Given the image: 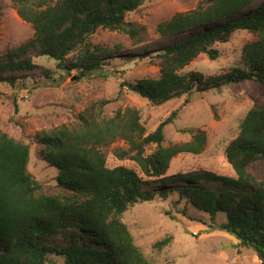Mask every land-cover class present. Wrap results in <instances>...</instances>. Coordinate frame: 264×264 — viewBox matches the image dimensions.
Instances as JSON below:
<instances>
[{
  "label": "trees",
  "instance_id": "obj_1",
  "mask_svg": "<svg viewBox=\"0 0 264 264\" xmlns=\"http://www.w3.org/2000/svg\"><path fill=\"white\" fill-rule=\"evenodd\" d=\"M12 1L18 15L32 25L36 38L0 56V74L33 69L34 50L38 56H49L60 66L77 70L81 78L101 74L100 57L88 55L90 37L100 28L135 37L137 30L129 14L144 0H57L53 4L40 0L39 7L32 0ZM204 1L210 3L179 12L162 24L161 31L176 40L158 44L160 76L125 81L122 87L158 106L194 90L218 89L248 78L264 82V0L253 10L247 8L254 0ZM238 30L258 36L243 49L244 66L210 76L180 71L202 53L216 60L219 51L212 46L228 41ZM78 50L87 54L69 60V54ZM18 108L15 101V111ZM177 113L172 112L151 133L141 122V112L133 107L120 109L108 119H85L80 130L38 133L44 160L58 170L57 181L68 194H46L28 170L30 146L0 130V264H47L52 254L61 255L64 264H150L122 216L141 200L153 199L156 192L144 189L148 181L136 170L107 165L101 146L116 139L129 145L117 150L120 159L133 160L149 181L160 183V195L177 193L211 217L210 228L226 231L254 248L264 264V181L249 171L253 162L264 158V107L247 112L238 136L225 149L234 177L210 171L167 175L175 156L200 153L207 141L206 134L199 132L191 141L164 146L166 126ZM152 145L155 149L148 152ZM199 177L221 188L193 184ZM183 182L189 184L181 188ZM218 216L224 217L221 224L215 222ZM58 237L64 244L54 242ZM171 240L169 235L156 247Z\"/></svg>",
  "mask_w": 264,
  "mask_h": 264
},
{
  "label": "rangeland",
  "instance_id": "obj_2",
  "mask_svg": "<svg viewBox=\"0 0 264 264\" xmlns=\"http://www.w3.org/2000/svg\"><path fill=\"white\" fill-rule=\"evenodd\" d=\"M39 1L32 0V3L39 7ZM56 1L48 0L47 4ZM261 2L254 0L247 10L255 9ZM209 3L204 0H144L129 14L137 30L135 37L125 32L98 29L90 37L88 55L100 57L99 75L80 78L77 70L60 66L49 56H38L34 50H31L36 64L33 69L0 74V130L30 146L28 170L42 184L46 194H68L70 191L58 183V170L44 160L38 133L62 128L80 130L85 119H108L127 107L141 112V122L147 133L153 132L172 112H178L173 122L166 126L164 146L191 141L199 132L206 134L204 150L175 156L167 175L210 171L221 176H236L225 149L238 136L247 112L254 107H264L263 81L248 78L218 89L194 90L158 106L121 86L125 81L134 83L142 78H158L160 58L157 53L161 51L158 44L176 40L169 39L161 31L162 24H167L179 12ZM34 33L32 25L18 15L12 0H0V56L33 41ZM257 38L247 30H238L228 41L212 46L219 51L216 60L202 53L180 71L210 76L244 66L243 49ZM83 54H87L85 50H78L68 57L76 60ZM15 101L18 111H15ZM128 147L124 140L116 139L101 146V150L109 167L124 165L136 170L144 182L148 181L144 189L156 192L153 199L141 200L122 216L134 242L150 264H262L254 248L242 245L226 231L210 228L211 217L192 207L189 201L177 193L160 195V183L149 181L133 160L120 159L117 155V150ZM155 147L149 146L148 152ZM249 171L258 181H264V158L253 162ZM187 184L183 182L180 187ZM193 184L221 188L218 183L201 177ZM186 211L188 215L184 214ZM223 220V216H218L215 222L221 224ZM169 235L171 242L157 248L156 243ZM54 242L62 245L65 241L58 237ZM47 264H64V259L52 254Z\"/></svg>",
  "mask_w": 264,
  "mask_h": 264
}]
</instances>
